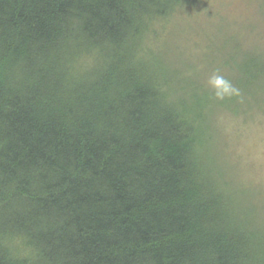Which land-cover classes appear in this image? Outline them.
Instances as JSON below:
<instances>
[{"label": "trees", "instance_id": "trees-1", "mask_svg": "<svg viewBox=\"0 0 264 264\" xmlns=\"http://www.w3.org/2000/svg\"><path fill=\"white\" fill-rule=\"evenodd\" d=\"M200 1L0 0V264H264L215 119L264 62L221 98L160 54Z\"/></svg>", "mask_w": 264, "mask_h": 264}, {"label": "rangeland", "instance_id": "rangeland-1", "mask_svg": "<svg viewBox=\"0 0 264 264\" xmlns=\"http://www.w3.org/2000/svg\"><path fill=\"white\" fill-rule=\"evenodd\" d=\"M202 2L203 13L185 14L171 24L176 32L160 54L168 61L173 57L179 69L197 70L207 87H213L209 81L214 76L238 87L241 67L264 62V0H201L195 8ZM251 106L236 114L216 111L220 159L238 186L264 206V104Z\"/></svg>", "mask_w": 264, "mask_h": 264}, {"label": "clouds", "instance_id": "clouds-1", "mask_svg": "<svg viewBox=\"0 0 264 264\" xmlns=\"http://www.w3.org/2000/svg\"><path fill=\"white\" fill-rule=\"evenodd\" d=\"M209 83L216 89V94L223 98L225 94L233 91V86L221 76H214L210 79Z\"/></svg>", "mask_w": 264, "mask_h": 264}]
</instances>
